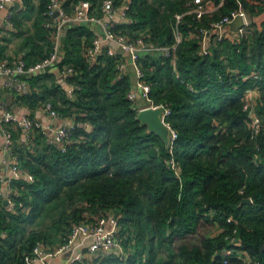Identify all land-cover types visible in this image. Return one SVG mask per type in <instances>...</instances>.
Returning <instances> with one entry per match:
<instances>
[{
	"label": "trees",
	"instance_id": "trees-1",
	"mask_svg": "<svg viewBox=\"0 0 264 264\" xmlns=\"http://www.w3.org/2000/svg\"><path fill=\"white\" fill-rule=\"evenodd\" d=\"M22 1L12 21L19 31L26 19L32 21L21 53L34 64L52 51L48 0ZM79 1H89L91 12L101 15V0H64L66 11ZM203 1L221 5L197 19L183 14L194 0H115L129 6V20L114 22L115 34L165 47L176 44V27L181 34L171 56L146 52L138 60L150 103L170 109L165 120L176 138L169 146L138 119V103L128 98L135 74L118 69L123 55L103 49L88 60L87 48L98 36L88 22L66 30L55 65L73 69V95L52 67L24 77L29 87L18 93L17 104L35 117L49 101L61 116L74 119L76 129L63 151L47 141L44 128L35 127L29 141L17 128L14 154L35 179L13 181V199L22 203L17 209L0 194V264H31L36 245L52 249L74 224L114 214L125 256L98 253L87 264H247L246 255L264 264V25L252 20L263 13L264 0ZM239 6L251 20L245 35L232 41L212 34L204 54L199 28ZM253 72L261 77H251ZM255 85L257 134L244 108ZM247 197L252 202L242 204ZM48 216L51 229L36 228ZM215 226L212 234L202 231Z\"/></svg>",
	"mask_w": 264,
	"mask_h": 264
},
{
	"label": "built area",
	"instance_id": "built-area-1",
	"mask_svg": "<svg viewBox=\"0 0 264 264\" xmlns=\"http://www.w3.org/2000/svg\"><path fill=\"white\" fill-rule=\"evenodd\" d=\"M8 1L15 2L17 0H0V19L4 20L12 25V10H7L6 4ZM221 4H214L212 2H204L203 0H194L192 8L187 10L183 14H194L197 19H201L203 15L215 12ZM101 15L91 12V3L89 1H79L73 8V11H66L64 6V0H48L46 15L50 21L47 23V27L50 29L52 36V51L43 60L34 64H27L24 58L18 59V62H12L8 58H0V76L7 77V87L14 90L17 93H21L29 87L28 82L20 76H31L42 73L47 69L53 67L62 58V37L67 30V26L71 23L82 24L88 22L90 24H100L102 32L98 34L92 42V45L87 48V57L89 61H94L96 56L106 49L107 54L115 55L118 53L116 50L118 47L129 54L130 65L135 73V85L133 89L128 92V98L138 103L139 110L146 107H159L164 109L163 118L165 120L166 115L170 113V109L163 105H157L150 103V85L144 79V73L141 70L138 60L141 54L154 51L155 53H164L171 56L173 48L181 40V34L178 27H176V44L172 47L158 46L147 43L142 37L136 40H129L126 35H117L113 31L112 27L116 22H126L129 20L128 12L129 6L126 2L116 5L115 0H101L100 4ZM264 12V11H263ZM183 14H178L177 21H179ZM118 17V18H117ZM238 17L242 18V26L237 31L235 37H226L223 32V28L226 25L232 24V22ZM117 18V21H115ZM115 22V23H114ZM251 20L246 11L239 6L236 10H233L230 14L222 16L219 20L212 22L209 29L201 28L203 33L215 31V35L218 40L229 38L232 41L239 40L247 32V28ZM204 54L208 53V49L204 47L202 49ZM119 72L124 73L127 69L125 61H121L118 65ZM65 73L72 74L73 69L71 67L65 68ZM251 77L259 79L261 75L258 72L251 73ZM138 98L143 100V103L139 105ZM258 100V86L250 88L247 91L244 108L250 110V115L254 112V106ZM42 110H46L51 116L62 120L63 124L57 127H45L40 120L31 115L17 114L13 109L6 107L4 104H0V131L4 137L3 151L10 156L13 165L11 167L13 176L18 177L23 173L20 165V161L17 155L14 154L13 146V128H20L23 136V140L29 141L33 138V130L35 127H42L48 133L47 141L56 145L61 150L65 151L67 146L73 140V133L76 129L75 121L72 118L61 116V114L53 108L51 102H46L42 106ZM68 119V120H66ZM166 122V120H165ZM253 132L257 134L259 132L260 123L259 119H252ZM171 129V140L176 138V132L166 122ZM174 165V163H173ZM25 176L28 180L34 181V176L25 170ZM10 179L7 180L9 182ZM1 191L0 194L4 195V200H7V204L11 209H17L22 206V203H16L13 199V195L17 192L12 188L8 192ZM231 219H229L230 221ZM78 243L86 244L84 249L76 251L67 264H82L84 260L94 258L101 253L103 255L113 254L115 256L124 257L126 251L124 249L120 234H119V219L114 215L108 217H102L95 224L86 222L76 223L72 226L71 231L65 241L54 248H47L43 244H38L33 250V256L29 258L31 264H46L51 258H55L64 252L70 250ZM247 264H260L259 261H252L250 257L246 255Z\"/></svg>",
	"mask_w": 264,
	"mask_h": 264
},
{
	"label": "crops",
	"instance_id": "crops-1",
	"mask_svg": "<svg viewBox=\"0 0 264 264\" xmlns=\"http://www.w3.org/2000/svg\"><path fill=\"white\" fill-rule=\"evenodd\" d=\"M34 1L36 4H38L39 0H34ZM22 6H23L22 0H17L15 2L8 1L4 12H6L7 10H12V12H14V10L20 9ZM117 18H115V21H117ZM252 20H254V22L256 23L258 27H262V25H264V12L261 13L259 16L252 18ZM31 22L32 21L30 19H26V21H24V25L22 26V29L19 31L15 28L13 21H12V25H10L4 20V18L0 19V58H8L12 62H18V59L21 58V56L24 57L23 53H21V50H22V46H23L25 39L33 31ZM92 26L93 28L96 29L98 34L102 32V27L100 24H96V25L92 24ZM202 28H208V27H202ZM200 29L201 28H199V30ZM223 30H224L223 34L226 37L232 38L237 35V31L239 29L236 30L233 28L232 24H229V25L224 26ZM17 31H19L20 34L19 32L17 33ZM215 33L216 32L213 30L212 31L209 30L207 33H203L200 30V34L202 35V46H201L202 49L204 47L208 49L210 40H211V35ZM229 38L227 39L230 40ZM116 50L123 55L122 59L127 64V69L126 71H124V73L127 71L128 72L131 71L133 74H135L132 66L129 64L130 63L129 54L119 47ZM151 54H158V53L151 51ZM53 72L56 73L57 80L59 84L63 86L65 91L69 95H73V85L69 81L71 74L65 73L63 72V70L59 71V68L57 66H56V70H54ZM24 77H28V76L24 75V76H20L19 78L22 79ZM7 81H8L7 77L0 76V104H4L6 107L13 109L17 114L31 115L32 112L30 113L28 112V110H30L28 107L20 106L17 104L18 93L7 87L6 85ZM138 99H139L138 102L143 101L140 98ZM34 114H35L34 116L38 120H40L41 123L45 127H48V126L57 127L58 125L63 124L62 120H59L51 116L46 110H42V107L39 108ZM17 132H18L17 128H13V140L14 141H15V133ZM20 136L22 139H24L22 136V133H20ZM3 144H4V137H3L2 132L0 131V187H1V191L8 192L9 190L12 189V183L14 180L27 179V178L25 176V170H23V173L20 176L18 177L13 176V173L11 170L13 162L10 156H8L3 151ZM19 163L21 165V168L23 169L22 163L21 162ZM8 179H10L9 182H7ZM2 196L4 197V195ZM85 246L86 244L78 243L76 246L64 252L63 254L55 258L49 259L46 264H67L70 261L71 257L76 253V251L80 249H84Z\"/></svg>",
	"mask_w": 264,
	"mask_h": 264
},
{
	"label": "water",
	"instance_id": "water-1",
	"mask_svg": "<svg viewBox=\"0 0 264 264\" xmlns=\"http://www.w3.org/2000/svg\"><path fill=\"white\" fill-rule=\"evenodd\" d=\"M242 18L238 17L232 22L233 28L234 29H239L242 26ZM75 25H78L77 23H71L68 25L66 28L73 27ZM65 35V33H64ZM47 69H50L49 66ZM163 112L164 109L162 106L153 108V107H146L142 108L138 111V119L141 121V123L146 124L147 126V132L148 133H155L157 134L164 142L166 146L170 145V136H171V129L170 127L166 124L164 118H163ZM257 115L254 113L252 115V119H256ZM87 130H91L92 126L87 125L86 126ZM247 202H252V199L247 197L243 198L241 203H247ZM4 203L7 204V200H4ZM117 213V212H116Z\"/></svg>",
	"mask_w": 264,
	"mask_h": 264
},
{
	"label": "rangeland",
	"instance_id": "rangeland-1",
	"mask_svg": "<svg viewBox=\"0 0 264 264\" xmlns=\"http://www.w3.org/2000/svg\"><path fill=\"white\" fill-rule=\"evenodd\" d=\"M61 54H63V49H61ZM54 70H56V66L55 65L51 68V72H53ZM28 112L30 113L31 111L28 110ZM52 219H53V217H51V216L45 217L42 220V222L41 221L39 222V224L37 225L36 228H42L44 231L45 230H50L51 229L50 225L52 223ZM204 229H205V232H209L210 234H212V233H214L216 231V226L215 227H212V230L210 228L204 227V228H202V231H204ZM187 239L189 241H192V242H199V236H190ZM54 240H55L56 243H58L60 241V239L59 238H56V237L54 238ZM178 242H180V241L178 240ZM47 244L48 245H51L50 243H47ZM177 245H179V244L176 243V246ZM88 262H89V259H86V260L83 261L82 264H87Z\"/></svg>",
	"mask_w": 264,
	"mask_h": 264
}]
</instances>
